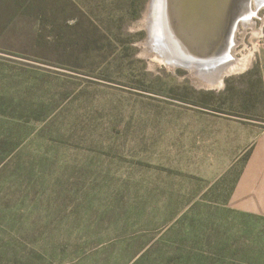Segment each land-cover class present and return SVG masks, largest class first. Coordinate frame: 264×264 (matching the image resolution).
I'll use <instances>...</instances> for the list:
<instances>
[{"label": "rangeland", "instance_id": "374dc122", "mask_svg": "<svg viewBox=\"0 0 264 264\" xmlns=\"http://www.w3.org/2000/svg\"><path fill=\"white\" fill-rule=\"evenodd\" d=\"M149 2L0 0V264H264L215 143L264 128L263 2L209 88L147 52Z\"/></svg>", "mask_w": 264, "mask_h": 264}, {"label": "bare ground", "instance_id": "6f19581e", "mask_svg": "<svg viewBox=\"0 0 264 264\" xmlns=\"http://www.w3.org/2000/svg\"><path fill=\"white\" fill-rule=\"evenodd\" d=\"M231 1L155 0L151 11L153 17L150 16V18L152 17L151 19L149 18L150 21H146V19L142 21V26L145 24L147 31L151 32V39L146 44L148 47L147 52L151 53L152 47L150 48V45L154 42L156 44L154 45L156 47V56L152 54L150 56L156 60L158 59L159 62L169 61L172 64L171 66L179 64L184 66L194 63L197 65V70L202 71L212 66H200V61H203L201 63L208 61V56L216 49L214 55L221 62L214 67V71H208L210 72L209 78L200 77L193 72L195 70L193 67H191L190 72L195 75L193 77L194 80L205 88L220 86L224 75L230 72L226 68L227 63L231 65L229 66L231 68L236 65L245 66L241 64L243 59L239 60L236 58V45L238 43L234 39L235 35L233 36L232 34L235 32V27L239 24L238 20L240 19V23L244 26L253 27L255 25L253 18L257 16L256 8L258 9V4L263 2L264 6V0H238L235 11L236 16H234L232 25L234 29L230 30L229 42L221 43L227 32ZM166 3L169 5H166ZM253 3L255 9H253ZM166 41L169 42L166 43ZM220 43L221 46L218 51L216 47ZM220 50H223L222 54H220Z\"/></svg>", "mask_w": 264, "mask_h": 264}, {"label": "crops", "instance_id": "0c3cea01", "mask_svg": "<svg viewBox=\"0 0 264 264\" xmlns=\"http://www.w3.org/2000/svg\"><path fill=\"white\" fill-rule=\"evenodd\" d=\"M255 125L231 122L215 143L223 144L225 153L235 154L230 168L245 155L228 199L229 208L264 219V128Z\"/></svg>", "mask_w": 264, "mask_h": 264}, {"label": "water", "instance_id": "95a60500", "mask_svg": "<svg viewBox=\"0 0 264 264\" xmlns=\"http://www.w3.org/2000/svg\"><path fill=\"white\" fill-rule=\"evenodd\" d=\"M155 0H150V2H149V4H148V7H147V10H146V12H145V15H144V20L146 19V21L148 20V21H150L149 20V18H150V16H152L153 17V14L151 15V11H152V9H153V2H154ZM237 1L238 0H232L231 2H230V4H231V9H230V16H229V18H228V20H227V32H226V34H225V36H224V42H225V38L227 37V35L229 34V32H230V30H232V25H233V23H234V16H236V13H235V11H236V9H237ZM166 5H169L168 3H166ZM169 9V8H168ZM151 17V18H152ZM150 18V19H151ZM142 27H144L146 30H147V27L145 26V24L142 26ZM148 32V40L151 38L150 37V33L151 32H149V31H147ZM223 40L221 41V43H224L223 42ZM169 41H166V43H168ZM221 43L219 44V46L218 47H216L217 49L219 48L220 49V46H221ZM223 45V44H222ZM219 49H218V51H219ZM215 51V52H214ZM213 51V53L212 54H210V56H208L209 57V59H208V61H206L205 63H201V62H203V61H200V66H205V65H210V66H212V67H214L215 66V59H216V56L214 55L215 53H216V49ZM164 64H166V65H168V66H171L172 64L171 63H169V61H166L165 60V62H163ZM180 65V64H179ZM182 67H184V68H187V69H189L190 68V70H191V67H193V68H195V70H193V72H195V73H197L200 77H202V76H205L206 75V72L205 71H207V69H203L202 71H198L197 70V65H195L194 63H192V64H189V65H181ZM196 66V67H195ZM171 67H175V66H171ZM204 72V73H203Z\"/></svg>", "mask_w": 264, "mask_h": 264}]
</instances>
